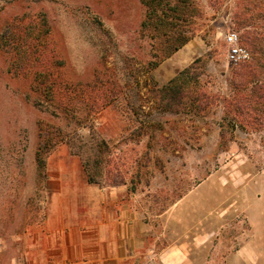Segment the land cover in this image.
<instances>
[{"label": "rangeland", "instance_id": "rangeland-1", "mask_svg": "<svg viewBox=\"0 0 264 264\" xmlns=\"http://www.w3.org/2000/svg\"><path fill=\"white\" fill-rule=\"evenodd\" d=\"M193 1L204 11L193 21L202 57L188 68L209 96L199 114L159 107L154 92L172 74L167 61L149 69L155 41L141 31V0H0V34L12 24L30 30L27 44L49 42L27 76H16L12 51L0 48V237L42 222L54 200L115 187L151 222L153 245L184 247L188 264H264V123L245 132L223 120L236 66L226 37L236 32L243 46L238 2ZM258 2L263 10L244 25L264 33ZM36 71L57 84L48 109L36 105L45 101L33 89ZM42 122L69 141L47 157L44 174ZM87 167L100 184L88 182Z\"/></svg>", "mask_w": 264, "mask_h": 264}, {"label": "trees", "instance_id": "trees-1", "mask_svg": "<svg viewBox=\"0 0 264 264\" xmlns=\"http://www.w3.org/2000/svg\"><path fill=\"white\" fill-rule=\"evenodd\" d=\"M238 27L242 29V47L249 51L250 60H245L231 70L230 86L232 94L222 98L224 105V122L235 131L240 129L258 130L264 123V65L261 57L264 55V42L261 40L264 33L255 26H245L255 14L263 10L262 2L258 0H237ZM144 8V18L141 31L147 33L154 45V61L149 63V69L159 67L165 60L182 49L197 36V28L193 21L204 16V11L193 0H141ZM47 32V31H46ZM30 30L8 24L0 34V48L12 51V71L16 76L34 72L36 64L41 61L42 55L49 46L44 37L41 44L33 40L27 44ZM38 40V38L36 39ZM197 59L193 64L200 62ZM191 69L182 71L168 85L157 88L155 99L164 112L179 114H194L203 112L209 96L202 89L200 74H191ZM33 80V89L45 101L39 99L36 105L48 109L55 97V86L50 72L36 71ZM184 75L190 76L193 84L190 85ZM50 80V81H49ZM224 129V127H221ZM40 144L36 153V160L41 174L46 171L47 157L62 143L66 137L62 136L59 128L40 123ZM69 142V141H68ZM68 142H66L68 144ZM87 177L90 184H100L97 175L88 168Z\"/></svg>", "mask_w": 264, "mask_h": 264}, {"label": "crops", "instance_id": "crops-1", "mask_svg": "<svg viewBox=\"0 0 264 264\" xmlns=\"http://www.w3.org/2000/svg\"><path fill=\"white\" fill-rule=\"evenodd\" d=\"M194 39L184 55L180 49L164 61L170 81L202 57ZM125 197L114 187L102 188L95 199L54 200L42 222L0 237V264H188L184 247L153 245L151 222Z\"/></svg>", "mask_w": 264, "mask_h": 264}, {"label": "built area", "instance_id": "built-area-1", "mask_svg": "<svg viewBox=\"0 0 264 264\" xmlns=\"http://www.w3.org/2000/svg\"><path fill=\"white\" fill-rule=\"evenodd\" d=\"M226 41L229 45L228 58L231 63L238 65L249 58V53L240 45L239 35L236 32L229 33Z\"/></svg>", "mask_w": 264, "mask_h": 264}]
</instances>
